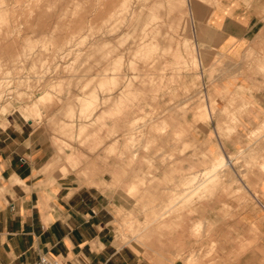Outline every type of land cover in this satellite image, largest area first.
Instances as JSON below:
<instances>
[{"label": "crops", "instance_id": "crops-1", "mask_svg": "<svg viewBox=\"0 0 264 264\" xmlns=\"http://www.w3.org/2000/svg\"><path fill=\"white\" fill-rule=\"evenodd\" d=\"M195 16L207 68L217 57L226 65L205 87L208 118L199 119L198 103L168 113L152 151L128 155L122 137L112 148L107 119L92 162L73 169L46 125L19 116L0 124V264H36L44 253L60 264H185L200 249L208 256L197 264H264L258 166L242 197L219 191L160 210L175 184L220 154L264 147V130L253 135L264 121V0L200 1ZM162 153L171 156L164 164ZM130 217L151 235L128 240Z\"/></svg>", "mask_w": 264, "mask_h": 264}, {"label": "rangeland", "instance_id": "rangeland-1", "mask_svg": "<svg viewBox=\"0 0 264 264\" xmlns=\"http://www.w3.org/2000/svg\"><path fill=\"white\" fill-rule=\"evenodd\" d=\"M200 1L206 0H0V124L19 116L46 125L58 136L68 166L85 168L103 145L107 119L114 120L112 148L122 137L126 153L137 157L143 149L152 151L154 135L166 132L168 113L198 103L196 113L205 120V87L226 60L217 57V65L207 68L197 42ZM126 113L131 120L118 121ZM162 155L163 164L171 158ZM222 156L231 157L234 167L212 174L210 180L219 182L201 183L212 164L193 171L183 177L185 183L182 178L174 185L173 199L160 210L185 207L219 191L228 198L248 194L253 170H264V147L222 153L215 160ZM143 225L128 218V240L149 237L141 234ZM205 256L193 250L185 264Z\"/></svg>", "mask_w": 264, "mask_h": 264}, {"label": "bare ground", "instance_id": "bare-ground-1", "mask_svg": "<svg viewBox=\"0 0 264 264\" xmlns=\"http://www.w3.org/2000/svg\"><path fill=\"white\" fill-rule=\"evenodd\" d=\"M171 3L174 1V0H169ZM113 2H111V4H112ZM112 7H113V5H112ZM111 7V8H112ZM118 7V5L116 6V8ZM109 9H110V7H109ZM113 11V10H112ZM111 11V12H112ZM133 13V12H132ZM115 14H116V12H115ZM134 14V13H133ZM111 16V15H110ZM109 16V17H110ZM111 19H113V16L111 17ZM114 20V19H113ZM150 24H153V22L151 23L150 22ZM129 25V24H128ZM147 26H149V25H147ZM56 27H57V25H56ZM55 27V28H56ZM146 26H144V28H145ZM135 28V27H134ZM147 28V27H146ZM135 30H136V28H135ZM52 31H53V29H52ZM51 31V32H52ZM143 31V28H142V30H141V32ZM51 32H48V34H50ZM45 33V32H44ZM53 34V33H52ZM51 34V35H52ZM111 34H112V32H111ZM146 34V33H145ZM150 34V33H149ZM155 34V33H154ZM156 35V34H155ZM147 37V36H146ZM145 39V38H144ZM150 39H151V37H150ZM152 41V40H151ZM149 45V44H148ZM148 47V46H147ZM134 123V122H133ZM132 123V124H133ZM133 127H134V125H132ZM264 128V121L262 122V124L260 125V126H257V130L255 131V132H253L254 134L253 135H257L262 129ZM252 135V136H253ZM135 153V152H134ZM134 155V154H133ZM260 156V154L259 155H257V157L256 158H258ZM137 157V156H136ZM225 158H226V160H225ZM212 164V166L211 167H209V168H206V171H205V176H206V178H202L203 180H202V182L201 183H209L211 180H210V178L212 179L213 178V176H212V174H214L217 170H221L223 167H225V166H230V167H234V162L232 161V158L231 157H229L228 156V159H227V156H222L221 158H219V159H216V160H214L213 161V163H211ZM72 168V167H71ZM75 167H73V169H74ZM195 174V173H194ZM207 174V175H206ZM197 175V174H196ZM204 175V174H203ZM190 176H191V174H190ZM194 177V176H193ZM191 177V181L193 180L194 182H195V178L196 177ZM185 178V177H184ZM184 178H183V181H184ZM187 179V178H186ZM197 179V178H196ZM220 179V178H219ZM208 180H210V181H208ZM182 181V180H181ZM180 181V182H181ZM182 181V182H183ZM189 181H190V179H189ZM190 181V182H191ZM219 182V180L217 181V180H214V181H211V182ZM210 182V183H211ZM183 183H185V181L183 182ZM187 183H189V182H187ZM214 184V183H213ZM218 184V183H217ZM206 185H208V184H206ZM209 185H212V184H209ZM213 187L215 186V185H212ZM219 187V186H218ZM176 188V187H175ZM214 189V188H213ZM216 189V188H215ZM211 190H212V188H211ZM213 191V190H212ZM215 191V190H214ZM148 220V219H147Z\"/></svg>", "mask_w": 264, "mask_h": 264}, {"label": "built area", "instance_id": "built-area-1", "mask_svg": "<svg viewBox=\"0 0 264 264\" xmlns=\"http://www.w3.org/2000/svg\"><path fill=\"white\" fill-rule=\"evenodd\" d=\"M36 264H60V261L56 257L44 253L40 255Z\"/></svg>", "mask_w": 264, "mask_h": 264}]
</instances>
